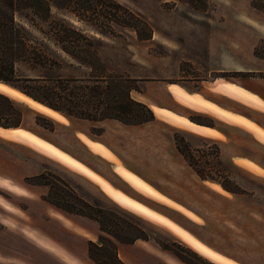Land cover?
Listing matches in <instances>:
<instances>
[{"label":"rangeland","instance_id":"1","mask_svg":"<svg viewBox=\"0 0 264 264\" xmlns=\"http://www.w3.org/2000/svg\"><path fill=\"white\" fill-rule=\"evenodd\" d=\"M116 1L152 34L118 26L103 55L155 118L68 116L0 81L25 113L0 125V258L39 264L46 246L47 264H96L103 236L98 254L126 264H263L264 100L248 89L264 93V0Z\"/></svg>","mask_w":264,"mask_h":264},{"label":"trees","instance_id":"2","mask_svg":"<svg viewBox=\"0 0 264 264\" xmlns=\"http://www.w3.org/2000/svg\"><path fill=\"white\" fill-rule=\"evenodd\" d=\"M61 12L101 36L58 16ZM140 25L149 27L116 0H0V81L68 116L92 121L116 119L130 125L150 122L155 118L152 109L132 96V91L137 90L136 79L112 66L103 55L105 38L115 37L118 26L133 30L138 38H150L152 33L144 36ZM64 66L83 67L86 72L83 76H63L60 71ZM24 114L14 99L0 92L1 126H20ZM196 171L203 175L200 169ZM50 202L67 212L89 216L75 208H65L59 202ZM99 238L100 243L90 242L88 248L96 264H126L114 246L110 256H100L97 251H105L102 249L105 238ZM110 243L114 244L111 240ZM181 258L187 260L184 256ZM107 259L111 262H106Z\"/></svg>","mask_w":264,"mask_h":264},{"label":"crops","instance_id":"3","mask_svg":"<svg viewBox=\"0 0 264 264\" xmlns=\"http://www.w3.org/2000/svg\"><path fill=\"white\" fill-rule=\"evenodd\" d=\"M248 89V88H247ZM250 92H252V93H255V94H258L263 100H264V93H259V91L258 90H255V89H253V88H249L248 89ZM56 206V205H55ZM57 207V206H56ZM57 208H59V207H57ZM59 209H61V208H59ZM61 210H63V209H61ZM63 211H65V210H63ZM43 243V242H42ZM134 244V243H133ZM40 249V251H41V253H43V262H42V257H41V255H40V258L39 259H41L40 260V263L39 264H47V257H48V254H47V252H50L49 250H48V248H46V246H44L43 248L42 247H40L39 248ZM202 254V253H201ZM203 255V254H202ZM205 257H207L206 255H204ZM209 258V257H208ZM209 259H211V258H209ZM205 260H207L206 258H205ZM212 260V259H211ZM226 260H231V263L232 264H248V263H245V262H242V261H238V260H235V259H232V258H230V259H226ZM208 261V260H207ZM213 261V260H212ZM213 262H215V263H217V264H221V263H219L217 260L216 261H213ZM0 264H24L22 261H19L18 260V258L17 257H10L9 258V260L8 261H5V260H3L2 258H0ZM187 264V263H186ZM264 264V263H263Z\"/></svg>","mask_w":264,"mask_h":264}]
</instances>
